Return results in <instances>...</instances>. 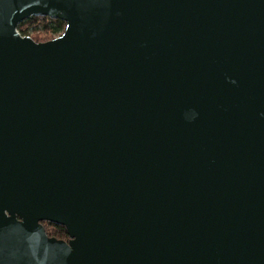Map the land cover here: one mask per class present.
Listing matches in <instances>:
<instances>
[{"label": "water", "instance_id": "1", "mask_svg": "<svg viewBox=\"0 0 264 264\" xmlns=\"http://www.w3.org/2000/svg\"><path fill=\"white\" fill-rule=\"evenodd\" d=\"M0 264H264V0H0Z\"/></svg>", "mask_w": 264, "mask_h": 264}, {"label": "trees", "instance_id": "2", "mask_svg": "<svg viewBox=\"0 0 264 264\" xmlns=\"http://www.w3.org/2000/svg\"><path fill=\"white\" fill-rule=\"evenodd\" d=\"M65 27V22L60 19L49 18L47 16H29L22 20L17 30L22 36H30L33 40L45 41L59 35ZM39 33L49 34L44 40H40ZM45 232L48 236L55 237L57 239H67L66 230L62 225H58L50 222H43Z\"/></svg>", "mask_w": 264, "mask_h": 264}, {"label": "rangeland", "instance_id": "3", "mask_svg": "<svg viewBox=\"0 0 264 264\" xmlns=\"http://www.w3.org/2000/svg\"><path fill=\"white\" fill-rule=\"evenodd\" d=\"M38 36H39L38 38H39L40 40H44V39H46L47 37H50L49 34H43V33H39Z\"/></svg>", "mask_w": 264, "mask_h": 264}]
</instances>
